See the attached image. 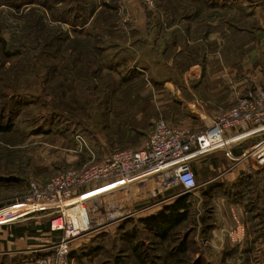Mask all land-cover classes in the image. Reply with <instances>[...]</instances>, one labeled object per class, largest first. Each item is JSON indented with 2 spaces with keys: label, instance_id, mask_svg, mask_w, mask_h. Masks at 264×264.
<instances>
[{
  "label": "rangeland",
  "instance_id": "rangeland-1",
  "mask_svg": "<svg viewBox=\"0 0 264 264\" xmlns=\"http://www.w3.org/2000/svg\"><path fill=\"white\" fill-rule=\"evenodd\" d=\"M26 1L8 5L0 0V34L10 52L21 50L7 55L0 44V107L6 105L0 108V125L9 124L0 130V208L9 207L4 213L29 205L25 195L31 181L44 191L46 182L66 168L139 148L154 121L170 123L165 111L178 107L174 95L160 89L159 80L166 77L159 65L162 40L168 37L176 46L180 38L201 37L217 27L224 37L242 32L245 39L264 41V0ZM76 13L79 19L73 20ZM161 31L165 36L160 39ZM15 36L20 42L11 46ZM196 51L195 59H200ZM140 64L147 71L135 67ZM257 88L264 89L247 88L222 112ZM184 128L197 132L202 126ZM77 133L88 147L77 141ZM147 186L155 192L157 183L152 179ZM215 209L214 199L200 201L191 194L187 219L175 235L187 240L189 259L194 264H264L260 217L249 220L248 228L244 224L246 243L218 247L209 226L216 225ZM129 210L124 207L118 215ZM129 221L90 233L93 237L77 247L72 244L69 264H164L168 251L178 252L138 221ZM227 246L237 249L235 256L225 254ZM241 248L249 250L248 260Z\"/></svg>",
  "mask_w": 264,
  "mask_h": 264
},
{
  "label": "crops",
  "instance_id": "crops-1",
  "mask_svg": "<svg viewBox=\"0 0 264 264\" xmlns=\"http://www.w3.org/2000/svg\"><path fill=\"white\" fill-rule=\"evenodd\" d=\"M160 33L161 39L165 34ZM219 34L220 29L211 28L201 37L180 38L176 46L171 45L168 37L162 40L159 65L166 77L159 80L160 89L174 95L178 107L166 109L170 123L203 127L205 120L221 114L242 91L251 86L264 87V54L259 52V49L264 51V41L255 37L245 39L246 33L242 32L226 37ZM195 51L201 52L200 59H195ZM135 67L147 71L145 65ZM247 129L240 128L239 132ZM262 137L264 128L245 132L233 142L231 151L215 149L191 161L197 182L193 195L200 201L210 197L216 202L212 242L218 247L217 244L228 242L246 243L242 234L244 224L248 228L249 220L261 219L264 213V167L246 156L247 149ZM40 206L33 214L0 224V264H35L36 258L47 253L51 242L57 239L59 234L48 228L50 217L57 213L58 207L48 203ZM254 236L261 239L258 232ZM92 237L87 233L72 244L76 246Z\"/></svg>",
  "mask_w": 264,
  "mask_h": 264
},
{
  "label": "built area",
  "instance_id": "built-area-1",
  "mask_svg": "<svg viewBox=\"0 0 264 264\" xmlns=\"http://www.w3.org/2000/svg\"><path fill=\"white\" fill-rule=\"evenodd\" d=\"M248 127L245 132L264 128L262 88L247 92L236 107L205 120L197 132L159 118L154 121L148 140L139 148L115 150L101 160L84 163L79 169L66 168L46 182L44 191L31 181L25 195V203L29 205L17 212L4 213L9 207L0 208V224L36 211L42 203L54 204L59 210L50 217L49 229L59 235L48 252L36 258L35 264H69L71 245L76 238L140 214L164 200L168 190L179 187V192L193 191L197 182L192 159L215 149L231 151L233 142L245 133L239 129ZM76 139L88 147L80 133ZM246 156L264 167V137L247 149ZM152 179L157 183L155 192L147 186ZM118 182L119 185L111 187ZM80 188L98 189L91 194L79 192ZM143 193L145 200L141 198ZM124 207L130 210L118 215Z\"/></svg>",
  "mask_w": 264,
  "mask_h": 264
},
{
  "label": "trees",
  "instance_id": "trees-1",
  "mask_svg": "<svg viewBox=\"0 0 264 264\" xmlns=\"http://www.w3.org/2000/svg\"><path fill=\"white\" fill-rule=\"evenodd\" d=\"M2 1H6V4H11V5H15V2H12L13 0H2ZM30 1V0H27ZM26 1V2H27ZM39 1V0H38ZM42 3L46 2V0H41ZM21 2V1H20ZM23 2V5L26 3ZM20 4V3H18ZM78 13H76L73 17V20H78ZM86 19L83 21L85 22ZM14 42L12 44H10L11 46L14 45L15 41L16 43L20 42L19 37L15 36V38H13ZM0 44L2 45V48L6 49L7 55H9L10 53H16V54H20L21 50L17 49L15 52H10V49L7 45V42L5 41V39L1 36L0 34ZM0 108H6V105L3 104L1 105ZM11 123V121H10ZM9 126V124H8ZM8 126H1L0 125V130H5L8 129ZM196 179V178H195ZM178 192V193H177ZM190 192H179V187L173 188L172 190H168L166 192V196L165 199L158 202V204L160 206L156 207V208H152L153 206L149 207L146 210V215L143 214H138L132 217H127L125 219H123L122 221H120V224H124L125 222L129 221L132 222L134 221H138L139 223L142 224L143 227L148 228L149 231H151L154 235L158 236L160 239H162L163 241H167L169 244V247H171V249H176L178 252H174V251H168V258H166L165 263L164 264H194L195 260H190L189 259V254L187 253V240L186 239H181L178 240L175 235L179 236V227L182 225V223L187 219V211H188V207H189V198L191 196ZM210 199V197H207L206 200ZM152 208V209H150ZM154 209V210H153ZM145 211V210H144ZM260 223H262V231H263V236H264V213L261 214V219H260ZM128 224V223H127ZM118 226V227H119ZM122 226H126L122 225ZM209 226L212 228L213 227V223L210 224ZM48 230H50L48 228ZM52 232V231H51ZM99 233V232H98ZM96 233V234H98ZM172 240L176 241L177 243L175 244H171ZM173 245V246H172ZM137 247V246H135ZM232 246H227L226 247V251L225 254H232V256H235V254L237 253V249L233 246L232 248H230ZM230 248V249H229ZM229 249V250H228ZM241 252L243 255V258H246L248 260V258L250 257V253L249 250L247 248L243 249L241 248ZM196 259V258H194ZM145 261V259H143V262Z\"/></svg>",
  "mask_w": 264,
  "mask_h": 264
},
{
  "label": "bare ground",
  "instance_id": "bare-ground-1",
  "mask_svg": "<svg viewBox=\"0 0 264 264\" xmlns=\"http://www.w3.org/2000/svg\"><path fill=\"white\" fill-rule=\"evenodd\" d=\"M119 184H120V183L118 182V183H116L115 185H112L111 187L117 186V185H119ZM111 187H110V188H111Z\"/></svg>",
  "mask_w": 264,
  "mask_h": 264
}]
</instances>
